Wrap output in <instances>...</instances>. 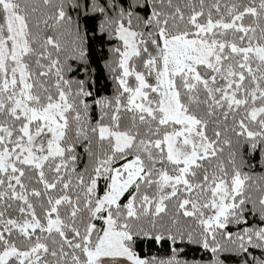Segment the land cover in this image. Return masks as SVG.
Returning a JSON list of instances; mask_svg holds the SVG:
<instances>
[{
    "label": "snow or ice",
    "instance_id": "1",
    "mask_svg": "<svg viewBox=\"0 0 264 264\" xmlns=\"http://www.w3.org/2000/svg\"><path fill=\"white\" fill-rule=\"evenodd\" d=\"M0 264H264V0H0Z\"/></svg>",
    "mask_w": 264,
    "mask_h": 264
},
{
    "label": "trees",
    "instance_id": "2",
    "mask_svg": "<svg viewBox=\"0 0 264 264\" xmlns=\"http://www.w3.org/2000/svg\"><path fill=\"white\" fill-rule=\"evenodd\" d=\"M110 87V86H109Z\"/></svg>",
    "mask_w": 264,
    "mask_h": 264
}]
</instances>
